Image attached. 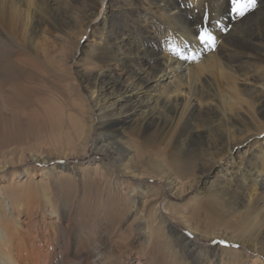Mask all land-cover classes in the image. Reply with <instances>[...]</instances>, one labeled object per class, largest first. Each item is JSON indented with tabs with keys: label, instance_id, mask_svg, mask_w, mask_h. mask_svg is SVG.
<instances>
[{
	"label": "bare ground",
	"instance_id": "bare-ground-1",
	"mask_svg": "<svg viewBox=\"0 0 264 264\" xmlns=\"http://www.w3.org/2000/svg\"><path fill=\"white\" fill-rule=\"evenodd\" d=\"M105 1L0 0V264H166L169 252L184 253L185 264L264 260L263 3L252 29L242 28L248 16L229 15L230 0H129L96 24L103 28L97 51L74 69L76 31L89 28ZM205 13L214 50L194 38ZM168 40L187 41L196 59L172 57ZM218 68L259 82L248 101L209 99ZM55 72L63 96L78 103L72 125L63 115L47 123L50 110L37 111L43 85L56 86ZM51 130L55 138L81 136L84 148L51 149ZM127 130L141 144L165 142L166 163L141 144H119ZM92 132L108 164L67 162L87 153ZM149 183L154 188L142 189ZM163 211L188 234L174 230ZM201 240L237 246L213 244L209 254Z\"/></svg>",
	"mask_w": 264,
	"mask_h": 264
},
{
	"label": "rangeland",
	"instance_id": "rangeland-1",
	"mask_svg": "<svg viewBox=\"0 0 264 264\" xmlns=\"http://www.w3.org/2000/svg\"><path fill=\"white\" fill-rule=\"evenodd\" d=\"M121 1H123L125 3L124 6H121ZM129 0H106L104 5L101 7V9L98 7L97 10V15L95 16V20H93V23L90 24L89 26V30L87 29L83 34H81V30L76 31L75 34V38H78V40L80 41V46L78 48L77 51V55L74 58V69L79 68L80 71H82V61L84 58V54L89 50V49H94L93 51H97V46L99 43V36L98 34H96V32H100L102 33L103 28L100 29V26H97L96 24H100L104 18V16L107 14V16L110 18L109 13L113 12V13H119L121 12L123 9H125L126 7V3ZM132 1V0H130ZM259 2L263 3V7H264V0H260ZM123 3V4H124ZM130 3V2H129ZM117 4H119V8L117 7ZM142 7V6H140ZM147 8V7H145ZM101 10V11H100ZM261 11V9H257V10H253L252 12L248 13L246 16H248L242 23V28H251L255 29L256 28V19L259 17V15L257 13H259ZM117 15V14H116ZM107 19L108 21H111V19ZM140 19H143L142 16H140ZM110 23V22H109ZM143 23V22H142ZM106 29H109L108 26L105 27ZM242 28L240 27L239 29L235 30L239 31L242 30ZM94 30V31H93ZM136 32H134L133 34H135ZM97 39V41H96ZM157 45L159 43H156ZM60 46V45H59ZM60 47L57 48V50ZM157 49L156 54H161L162 57L167 56V52H164L165 48L160 49L158 46L156 47ZM61 49V48H60ZM191 64H193V62H191ZM81 68V69H80ZM88 70H93L94 68H87ZM111 69L113 71H115L118 74H123V71H121V67L120 66H116L115 64L111 65ZM258 72L264 71V66H261L258 68L257 70ZM55 80H54V85H48V84H44L43 85V91L42 93L36 98L35 103L37 106V111L39 112V114L44 115L46 114V110L49 109V113H50V120L47 123H51L54 119H57L59 117H61V115H63L65 117V119L67 121H71V125L73 124V121H79L78 118L75 116L74 113V108L76 105H78L77 101L75 100V98L71 97V96H63L62 94V90H64V93L66 92V88L64 86V80H62L60 78V73L55 72L53 74ZM252 78L251 77V81H247L244 79H239V78H231L226 71L221 70V69H216V71L213 73V75L211 76V80L208 83V85L212 88L213 92H210V97L209 99H214L215 101H221L223 103L224 106H227L228 102H230L233 98L235 97H239L240 99L244 100V101H248L249 97H247L248 94V90L251 87H255L259 85V82H252ZM168 82V81H167ZM197 82L195 80H191L189 83L188 88H194V85ZM55 90V91H54ZM52 94V95H51ZM109 95L110 92L103 94L101 97L102 99H109ZM63 100V101H62ZM208 104L210 102H207ZM244 108H248L250 110H252V106L250 107H244ZM73 109V110H72ZM260 120H262L260 118ZM58 130H51V138H52V142H49L51 144V149H76V150H81L84 148L83 144H78L77 138L81 137V136H77L76 138H74L73 133L71 131H67V134L65 136L62 135L63 138H55L52 137L57 133ZM125 136L121 138L119 144H122L126 147H131L133 149H136L141 143L140 140L138 138H136L133 134L130 133V131H126ZM45 136H47V132L45 133ZM83 137V136H82ZM98 137V133L96 132H92L90 136H88L87 141L90 140V143L87 146V153L86 154H80V156L67 160V162L69 161L70 163H77L80 164L81 166H83L84 168L86 167H91V165L93 164H97L100 162H104L106 164H108V158H106L105 156H103L101 153H99L97 151V149L99 148V140H97L96 138ZM115 142H118V139L116 138L114 140ZM101 146V144H100ZM141 146L144 148V150L146 152H148L150 154L151 157H153L155 160L158 161H162L164 164L166 163V161H164L166 158L163 157V154H166L167 149L165 142H162L158 147L155 144H141ZM77 148H81V149H77ZM242 147H240L241 149ZM237 160H239L237 158ZM229 161H231V159H229ZM228 164V166L230 167L231 162H226ZM226 164V165H227ZM225 165V166H226ZM155 166V165H154ZM159 166H161L159 164ZM231 168V167H230ZM149 172L151 173V175H154L156 170L153 169L152 166L149 167ZM212 181V180H211ZM264 183V182H263ZM150 188H154L152 183L146 187L142 189H146L149 190ZM164 197H168L170 195V193L167 192V190H164ZM175 204L177 205V210L180 209L181 211H183L185 214L189 215L190 211L186 208L185 205L182 204V202L177 201L175 202ZM164 214V215H163ZM162 215L164 216V220L167 221V223L177 232L182 233L187 235L188 232L187 230L178 222H176L171 214L169 212L163 211ZM167 216V217H166ZM133 223V222H132ZM166 223V224H167ZM131 224V223H130ZM240 230H237L236 232H238ZM198 245L200 247H202L201 249L204 251H208L209 254L212 251L211 246H213V244H211V242H206V241H202L198 243ZM168 248H170L168 246ZM233 251H240L241 249L237 250L235 248H231ZM178 251V249L176 250ZM162 254V253H160ZM186 256H184V253H176V257L172 256L171 253L169 252V256L165 259L166 264H172V263H178V264H185L188 263L189 261L185 258ZM262 259V258H259ZM253 261L255 262V264H264V260H257L256 258L253 259ZM211 264H220L218 263L217 259H215L214 263L212 262ZM231 264H236L235 261L233 260V262Z\"/></svg>",
	"mask_w": 264,
	"mask_h": 264
},
{
	"label": "snow or ice",
	"instance_id": "snow-or-ice-1",
	"mask_svg": "<svg viewBox=\"0 0 264 264\" xmlns=\"http://www.w3.org/2000/svg\"><path fill=\"white\" fill-rule=\"evenodd\" d=\"M258 0H230V12L229 15L233 18H243L248 13L256 9ZM203 21L205 26L201 27L197 33H195L194 38L200 45L208 48L215 49L216 46V36L209 30L208 22L209 16L207 13L203 16ZM167 43L169 47L167 51L172 57L181 61H191L195 60V54L188 49V42L185 41L183 45L177 44L174 40H168ZM213 244H217L223 247H236L237 245H229L226 240L212 241Z\"/></svg>",
	"mask_w": 264,
	"mask_h": 264
}]
</instances>
